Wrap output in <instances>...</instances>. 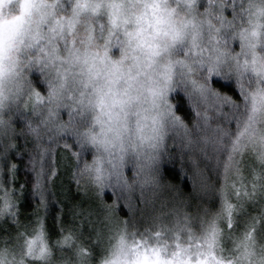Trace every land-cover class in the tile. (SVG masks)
Segmentation results:
<instances>
[{"label":"clouds","instance_id":"9594fccd","mask_svg":"<svg viewBox=\"0 0 264 264\" xmlns=\"http://www.w3.org/2000/svg\"><path fill=\"white\" fill-rule=\"evenodd\" d=\"M0 264H264V0H0Z\"/></svg>","mask_w":264,"mask_h":264},{"label":"trees","instance_id":"16d2710c","mask_svg":"<svg viewBox=\"0 0 264 264\" xmlns=\"http://www.w3.org/2000/svg\"><path fill=\"white\" fill-rule=\"evenodd\" d=\"M169 175H170V177L173 178V179H177V180L179 179L178 173L170 172ZM184 187H185L186 189L189 188V184H188L187 180H185V182H184Z\"/></svg>","mask_w":264,"mask_h":264}]
</instances>
